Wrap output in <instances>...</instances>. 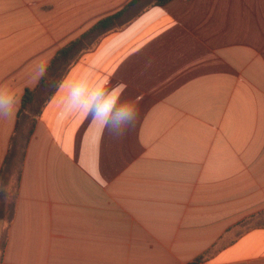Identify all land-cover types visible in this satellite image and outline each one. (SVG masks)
I'll use <instances>...</instances> for the list:
<instances>
[{"label":"crops","instance_id":"1","mask_svg":"<svg viewBox=\"0 0 264 264\" xmlns=\"http://www.w3.org/2000/svg\"><path fill=\"white\" fill-rule=\"evenodd\" d=\"M158 1L0 0L21 96L0 119V264H264V0ZM114 15L67 75L92 63L142 96L135 127L101 135L56 90L26 141L38 66Z\"/></svg>","mask_w":264,"mask_h":264},{"label":"clouds","instance_id":"2","mask_svg":"<svg viewBox=\"0 0 264 264\" xmlns=\"http://www.w3.org/2000/svg\"><path fill=\"white\" fill-rule=\"evenodd\" d=\"M47 70V65L38 66L37 83L47 76ZM97 71L95 64L90 63L74 78L69 79L66 74L54 82L55 89L62 92L60 114L62 116L82 114L101 135L108 132L113 137L120 138L128 129L135 127L142 96L124 97L126 85L122 83L112 85L110 80H98ZM20 100L21 96L12 85L0 83V119L13 117Z\"/></svg>","mask_w":264,"mask_h":264},{"label":"trees","instance_id":"3","mask_svg":"<svg viewBox=\"0 0 264 264\" xmlns=\"http://www.w3.org/2000/svg\"><path fill=\"white\" fill-rule=\"evenodd\" d=\"M166 1L168 0H159L157 3L162 4ZM118 16L119 15H114L113 17L101 20L81 37L70 42L62 49H60L55 54L54 58L51 60L48 66L47 76L39 81L35 89L25 91V94L22 98L19 115L21 116L23 114H27L31 119L32 125L26 134V141H28L29 137L32 134L36 118L39 116L46 103L56 92L54 82L61 76L67 74L70 66H72L75 61V55L79 53L81 49H83L82 45L84 39L91 35L100 36L113 29L115 27V22L118 19ZM207 256L208 253L200 255L188 264H200L205 260Z\"/></svg>","mask_w":264,"mask_h":264},{"label":"rangeland","instance_id":"4","mask_svg":"<svg viewBox=\"0 0 264 264\" xmlns=\"http://www.w3.org/2000/svg\"><path fill=\"white\" fill-rule=\"evenodd\" d=\"M29 122L31 123V119L29 120ZM30 123H28V126H30ZM13 192H14V190H12V198L10 199V202L13 200Z\"/></svg>","mask_w":264,"mask_h":264}]
</instances>
